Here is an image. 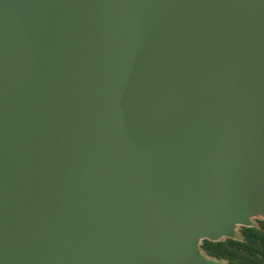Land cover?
<instances>
[{"label": "water", "instance_id": "1", "mask_svg": "<svg viewBox=\"0 0 264 264\" xmlns=\"http://www.w3.org/2000/svg\"><path fill=\"white\" fill-rule=\"evenodd\" d=\"M264 218V0H0V264H220Z\"/></svg>", "mask_w": 264, "mask_h": 264}, {"label": "rangeland", "instance_id": "2", "mask_svg": "<svg viewBox=\"0 0 264 264\" xmlns=\"http://www.w3.org/2000/svg\"><path fill=\"white\" fill-rule=\"evenodd\" d=\"M198 249L203 257L220 264H264V218L253 216L248 225H235L229 236L218 240L202 239Z\"/></svg>", "mask_w": 264, "mask_h": 264}, {"label": "trees", "instance_id": "3", "mask_svg": "<svg viewBox=\"0 0 264 264\" xmlns=\"http://www.w3.org/2000/svg\"><path fill=\"white\" fill-rule=\"evenodd\" d=\"M229 247H233L232 245H229Z\"/></svg>", "mask_w": 264, "mask_h": 264}]
</instances>
